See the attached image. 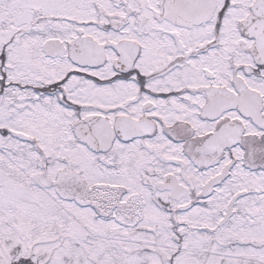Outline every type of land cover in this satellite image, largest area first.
Segmentation results:
<instances>
[{"label": "snow or ice", "instance_id": "obj_1", "mask_svg": "<svg viewBox=\"0 0 264 264\" xmlns=\"http://www.w3.org/2000/svg\"><path fill=\"white\" fill-rule=\"evenodd\" d=\"M0 264H264V0H0Z\"/></svg>", "mask_w": 264, "mask_h": 264}]
</instances>
